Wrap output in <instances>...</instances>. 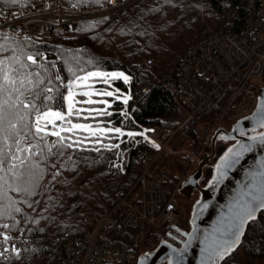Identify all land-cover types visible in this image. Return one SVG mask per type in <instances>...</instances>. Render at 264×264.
<instances>
[{
  "label": "trees",
  "instance_id": "1",
  "mask_svg": "<svg viewBox=\"0 0 264 264\" xmlns=\"http://www.w3.org/2000/svg\"><path fill=\"white\" fill-rule=\"evenodd\" d=\"M37 1L18 0L13 4L10 0H0V9L30 14L35 11L34 3ZM248 2L139 0L117 13L80 21L77 30L67 24L42 38L25 35L22 41L14 37L19 30L13 27L0 34V60L15 66L12 58L18 57L30 65L27 71L41 73L44 84L48 70H43L39 63L31 65V61L27 60L28 55L38 54V51L56 54L67 80L72 79L67 70L69 67L78 75L96 70L125 72L131 76V81L125 84L122 79L116 80L108 90L119 88L124 93L130 91L128 111L140 125L174 132L189 115L167 87L168 83L177 79L181 56L190 45L213 33H242L251 11ZM63 4L83 10H100L110 5L111 0H63ZM147 62L151 63L147 65ZM30 78L36 79L35 75ZM93 82L97 89L107 88L102 80L89 78L88 83ZM44 84L33 91H40ZM145 86L148 92L142 91ZM53 87L58 89L55 83ZM82 87L92 91L90 87ZM55 92L57 100L59 92ZM27 95L31 97L32 93ZM3 98L7 99V96ZM91 98L109 102L114 99L105 95H93ZM85 99L87 97L76 95V100ZM76 107L84 111L78 121L72 117L73 122L92 125L91 130L96 132V136L85 140L79 147L63 149L62 155L57 149L49 155L48 149L40 142L41 148L35 151L41 152V155L32 156L23 169H17L18 173H23L19 179L8 174L7 182L0 189V225L10 226L8 229L0 228L8 233L24 235L28 240L21 252L0 256V264H65V237L85 235L88 232V215L104 216L117 206L120 198L129 194V198H134L136 195V184L144 170L140 154L146 150L155 152V147L136 136L117 138L119 134L114 131L101 133L100 130L106 128L122 129L125 106L121 100L111 103L110 107L100 103H81ZM217 107L181 130L184 137L198 143L200 126L197 124H207L203 122L208 119L213 121ZM105 108L112 115L86 111ZM85 116L89 118L83 119ZM75 131L81 137L88 135L86 131ZM97 139L100 143H96ZM116 144L119 148L109 150L103 147ZM32 162L39 164V168H32ZM40 169L44 170L43 173ZM155 172L161 177L171 178L160 171V166ZM56 173L58 175L54 176ZM9 184L29 188L36 185L35 194L13 191ZM17 207L20 212L15 211ZM240 254L251 263L264 260V212L250 223L241 246L223 264H241L238 261Z\"/></svg>",
  "mask_w": 264,
  "mask_h": 264
},
{
  "label": "built area",
  "instance_id": "2",
  "mask_svg": "<svg viewBox=\"0 0 264 264\" xmlns=\"http://www.w3.org/2000/svg\"><path fill=\"white\" fill-rule=\"evenodd\" d=\"M129 2L111 0L110 5L100 10H83L65 6L63 0H38L30 14L0 9V34L14 27L19 30L14 37L22 41L25 35L42 38L67 24L77 30L78 23L95 18L94 13L120 11ZM248 6L250 16L242 33L216 32L185 50L176 81L167 84L189 112L174 133L140 125L128 111V104H124L127 116L123 115V132H143V136L136 137L158 147L155 152L146 150L140 154L144 170L134 198H129L130 194L120 198L117 206L104 216L88 215L85 235L64 238L65 264H136L141 250L146 248H156L162 243L182 247L186 235L180 191L188 178L186 172L197 165L199 154L220 128L232 126L254 112L258 94L264 89V0H249ZM38 54V63L48 70L47 74L52 73L50 69L60 68L56 54L42 51ZM142 91L148 92V88ZM56 104L64 107L60 97ZM215 106H218L216 118L204 129L198 143L173 145L181 130ZM48 140L54 137L49 136ZM164 156L178 160L181 165L169 179L155 172ZM4 235L11 239L5 241ZM27 241L24 235L0 228V252L8 249L3 257L21 252Z\"/></svg>",
  "mask_w": 264,
  "mask_h": 264
},
{
  "label": "snow or ice",
  "instance_id": "3",
  "mask_svg": "<svg viewBox=\"0 0 264 264\" xmlns=\"http://www.w3.org/2000/svg\"><path fill=\"white\" fill-rule=\"evenodd\" d=\"M10 2L14 4L18 0H10ZM37 55L27 56V60L31 61V65H38ZM45 59L47 58L45 57ZM12 60L15 62V66H10L6 61L0 60V173H4L0 175V189L7 182L6 177L8 174H11L14 179H19L23 173H18L17 169H23L25 164L31 161L32 156L41 155V152L35 151L41 148L40 142H43L44 147L48 149L49 155L53 154V149L60 150V154L62 155L63 149L79 147L85 140L96 136V132L91 130L92 125L73 122L72 117H75L78 121L81 118V112L84 111L77 108V104L100 103L110 107L111 103L121 100L122 103L127 105L131 97L130 91L124 93L119 88H114L112 91L108 90V88H112V84L116 80L122 79L125 84L131 81V76L125 72L96 70L88 71L84 75H78L72 67H69L67 70L72 74V79L68 80L67 83H64L59 73L55 76V79L60 80L62 87L66 89L60 95V99L64 102V107L62 108L55 103L56 97L49 95V93L54 91L53 87L45 86L40 91H33L35 87L44 84V79L41 78L39 71H27L30 65L20 61L18 57H13ZM40 67L43 68L44 66L40 65ZM45 71L47 70L45 69ZM80 71L83 72L84 70L80 69ZM33 75L36 77L35 80L30 78ZM89 78L102 80L107 85V88H95L94 82L92 84L88 83ZM81 82H84L85 86L92 88V91L84 90ZM55 91L59 92V89H55ZM30 92L32 93L31 97L27 95ZM13 94H15L14 99ZM76 95L87 97V99L83 101L75 100ZM93 95H105L114 99L111 102L107 100H93L91 98ZM5 96H7V99L3 98ZM262 104H264V101H262ZM86 111L90 114L96 112L98 115H112L106 108L87 109ZM122 114L127 116V112H123ZM88 118L87 116L83 117L85 120ZM57 121L60 123H57ZM262 126H264V122H262ZM77 129L88 132V135L81 137L75 131ZM100 131L102 134L114 131L119 134L117 138L125 135L128 137L144 135L143 132L125 133L119 127L114 129L106 128ZM62 133H69L70 135H63ZM49 136L56 137L57 139L49 141ZM145 139H147L146 136ZM250 139L253 141L259 139L261 145H264V134L259 138L254 136L250 137ZM32 141L36 142L33 143ZM96 143H100V139H97ZM154 146L158 147V145ZM103 147L111 150V148H119V144L111 146L103 145ZM251 148L252 145L245 146L241 144V151L236 155L239 156L242 152L250 151ZM93 150L98 151L99 149ZM228 153H233V149H228ZM223 159L227 162L228 155L226 154ZM30 166L32 168H39V164L35 162H32ZM43 171V169H40L41 173ZM55 175H58V173ZM35 186L33 185L32 188H29L19 184L15 186L12 184L8 185L11 190L16 192L23 191L28 195L35 194ZM259 193L258 195H253L251 201L242 206L236 216V222L231 224L228 231L224 233L225 238L209 253V260L212 261V264H216L217 259H223L225 255L233 251L244 234L245 225L249 221L256 220L258 212H264V186L259 190ZM29 206L31 205L29 204ZM15 211L20 212L21 209L17 207ZM0 227L8 229L10 226L3 224ZM9 239H11L9 236L4 235L5 241ZM7 251L8 249L5 248L4 252ZM4 252H0V256H3Z\"/></svg>",
  "mask_w": 264,
  "mask_h": 264
},
{
  "label": "water",
  "instance_id": "4",
  "mask_svg": "<svg viewBox=\"0 0 264 264\" xmlns=\"http://www.w3.org/2000/svg\"><path fill=\"white\" fill-rule=\"evenodd\" d=\"M262 101L264 89L260 90L257 107L250 116L235 122L230 129L220 128L215 133L214 141L223 137L232 143L218 157L210 179L200 189L199 198L192 210L191 231L186 234L182 247L175 248L162 243L140 254L136 264H212L209 253L225 238L224 233L236 222L242 206L250 202L253 195L260 194L259 190L264 186V145H261L259 139H250L264 134ZM241 144L252 145V148L237 156ZM230 148L233 149L231 154L228 153ZM226 154L227 162L223 159ZM201 175L200 168L185 180L180 193L186 195L187 186L198 185ZM260 213H257V218ZM251 222L245 225L244 234L235 249L223 259H217L216 264H223L239 249Z\"/></svg>",
  "mask_w": 264,
  "mask_h": 264
},
{
  "label": "flooded vegetation",
  "instance_id": "5",
  "mask_svg": "<svg viewBox=\"0 0 264 264\" xmlns=\"http://www.w3.org/2000/svg\"><path fill=\"white\" fill-rule=\"evenodd\" d=\"M230 129L227 127H222ZM231 141L225 140L223 137L218 138L216 141L212 140L210 145L204 148L201 152L198 166L196 170L189 176L197 173L201 168V179L198 185H191L185 188L186 195H182V204L185 208L184 214V233L185 235L191 231V215L195 202L198 200L200 195V189H202L212 175L214 165L218 157L222 152L231 144ZM151 248L142 250V253L147 252ZM141 253V254H142Z\"/></svg>",
  "mask_w": 264,
  "mask_h": 264
},
{
  "label": "rangeland",
  "instance_id": "6",
  "mask_svg": "<svg viewBox=\"0 0 264 264\" xmlns=\"http://www.w3.org/2000/svg\"><path fill=\"white\" fill-rule=\"evenodd\" d=\"M137 1H139V0H131V2H129V4L128 5H126L124 8H126V7H128L130 4H132V3H135V2H137ZM123 8V9H124ZM119 9H121V8H119ZM118 12H119V10H117ZM117 11H115L114 10V12H116L117 13ZM121 11V10H120ZM113 12V13H114ZM112 12H106V11H102V12H98V13H94L95 14V17H99V16H104V15H108V14H111ZM182 57V56H181ZM59 63H60V61H59ZM51 70V74L49 75V74H47V75H45V79H46V83L44 84V86L43 87H45V86H47V87H53V84L55 83L56 85H57V88L59 89V97H60V94H63L65 91H66V89L64 88V87H62V85H61V81L60 80H56L55 79V76L57 75V73H59V75L61 76V78H62V80L64 81V83H67V78H66V75H65V72H64V70H63V67H62V65H61V63H60V68L58 67V70H57V68H53V69H50ZM54 78V79H52V77ZM54 81H56V82H54ZM82 85H85L84 84V82H81V86ZM42 87V88H43ZM146 87V86H145ZM54 88V87H53ZM144 88V87H143ZM142 88V89H143ZM148 88V87H147ZM56 92H55V88H54V91L52 92V93H49V95H53L54 96V94H55ZM59 97H57V100L55 101V103H57V101L59 100ZM75 100H76V96H75ZM216 118V117H215ZM215 120V119H214ZM213 120V121H214ZM210 119H208V120H206L205 122H203V123H207V124H197L198 126H200V131H199V135L201 136L202 135V132L204 131V129L207 127V125H210V124H212L213 123V121H211ZM226 127L227 128H230L231 127V125H226ZM176 131V130H175ZM174 131V132H175ZM174 132H172V133H174ZM188 141H190V139H188V138H186V137H184V135L182 134V132H179L178 133V135L175 137V141H174V143H173V145L174 146H176V147H182L186 142H188ZM42 144H43V142H42ZM200 155H201V153L199 154V158H200ZM165 161V162H164ZM164 162V163H163ZM159 166H160V171H162L163 173H167V174H169V177H170V175H172V173L174 172V170L176 169V168H181V165H180V163L178 162V160H176V159H174V158H171V157H169V156H164L161 160H160V165H158V168H159ZM197 166H198V163H197V165H195L194 167H192L190 170H188L186 173L188 174V177H189V175L190 174H192L193 172H194V170H196V168H197ZM181 171H184V170H181ZM181 194V193H180ZM180 199H181V209H182V211H183V220H185L184 219V214H185V208H184V205L182 204V194H181V196H180ZM150 250H152V248L151 249H149L148 251H150ZM141 252H142V250H141ZM238 261L241 263V264H264V260L263 261H256V262H253V263H251V262H248L247 260H245L244 259V256L243 255H239L238 256Z\"/></svg>",
  "mask_w": 264,
  "mask_h": 264
}]
</instances>
